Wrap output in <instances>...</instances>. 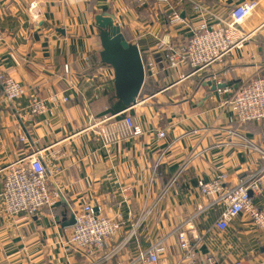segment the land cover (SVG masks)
Listing matches in <instances>:
<instances>
[{"label": "crops", "instance_id": "obj_1", "mask_svg": "<svg viewBox=\"0 0 264 264\" xmlns=\"http://www.w3.org/2000/svg\"><path fill=\"white\" fill-rule=\"evenodd\" d=\"M197 3L254 32L241 50L202 75H189L187 67L169 70L164 53L156 49V36L168 33L173 45H184L191 28L202 17H212L197 12ZM175 8L184 19L179 25L169 23ZM104 12L114 15L125 37L158 67L157 74L149 75L156 89L141 92L137 103L119 116L123 109L114 69L100 54L95 17ZM0 29V72L43 98L53 93L69 97L58 107L48 102L46 114L33 116L28 96L10 102L0 87V170L34 148H46L52 187L63 193L55 206L33 216L9 215L0 200V264H128L140 249L158 241L165 248L160 264H177L183 256L181 233L193 245L198 264L208 257L218 264L236 259L264 264V228L244 214L219 230L216 222L225 205L200 192L201 183L216 173L227 172L231 186L258 168L256 154L241 136L260 141L262 124L239 125L233 112L222 107L218 87L204 79L216 72L221 84L238 86L264 75V0H0ZM105 115L112 116L106 123L112 131L109 144L88 128L93 118ZM127 116L142 128L141 135L121 134ZM159 131L167 135L158 137ZM21 135L27 140L21 141ZM125 185L134 190L130 204L120 192ZM2 191L0 171V195ZM254 198L264 206V192ZM84 204L97 214L120 213L122 221L117 235L92 258L67 244L73 212ZM150 206L137 235L130 237V215L138 219ZM121 244L116 254L104 258Z\"/></svg>", "mask_w": 264, "mask_h": 264}, {"label": "built area", "instance_id": "obj_2", "mask_svg": "<svg viewBox=\"0 0 264 264\" xmlns=\"http://www.w3.org/2000/svg\"><path fill=\"white\" fill-rule=\"evenodd\" d=\"M194 9L200 13L209 12L199 3L195 4ZM210 15L212 17H202V21L191 28L192 32L186 43L180 47L173 45L168 33L156 36V49L164 53L169 70L187 67L191 69L189 75H202L210 71L216 64L224 61L234 51L241 50L254 32L240 29L234 19L223 20L214 14L210 13ZM168 17L171 25H179L184 22L181 13L176 8L171 11ZM3 38L0 29V42ZM143 62L146 77L149 76L148 73L150 75L157 74L156 61L143 58ZM204 80L222 83L220 75L216 72H212ZM0 87L4 97L10 102L28 96V110L33 116L46 114L48 102H52L55 107H58L69 101L68 96L57 93L43 98L6 72H0ZM217 93L222 98V107L233 112L239 125L264 121V75H256L238 86L225 85L218 88ZM124 112L125 110L115 116L122 115ZM111 118L112 116L107 115L101 119L93 118L88 127L95 130L106 144L112 141L110 135L112 131L106 125ZM142 133V128L135 124L131 117L124 118L122 135L137 136ZM157 135L165 137L167 134L166 131H159ZM241 138L243 145L256 154L258 168L236 185H228L229 175L225 171L216 173L214 177L200 185L202 195L211 197L214 202L225 205L216 222L217 228L221 231L228 229L238 216L244 214L248 215L256 226L264 228V206H260L254 198V195L264 192V131L261 140L257 142L244 136ZM20 139L21 141L27 140L24 135H21ZM45 151L46 148H34L28 154L11 161L0 170L3 173V191L0 200L5 213L9 215L23 213L33 216L46 207L55 206L63 198L62 189L59 186L52 187L54 176L46 166ZM159 163L160 158L156 161L155 166L157 167ZM177 176H174L166 185L163 194L177 180ZM133 191V187L130 185L121 187L120 192L125 203L130 204ZM151 211V206L144 208L138 219H133L130 215L129 221L132 225L130 237L137 235L138 227ZM121 227L120 213L114 216L97 214L91 204H84L73 212L72 231L67 238V244L85 257L92 258L96 253L105 249L107 243L117 235ZM179 240L183 256L177 264H198L196 251L183 233L180 234ZM122 245L113 249L104 258H111L122 248ZM164 249L163 242L158 241L148 249H140L137 258L128 264H160V256L164 253ZM118 264L125 263L119 262ZM204 264L218 263L214 257H208ZM231 264L246 263L244 259H236Z\"/></svg>", "mask_w": 264, "mask_h": 264}, {"label": "water", "instance_id": "obj_3", "mask_svg": "<svg viewBox=\"0 0 264 264\" xmlns=\"http://www.w3.org/2000/svg\"><path fill=\"white\" fill-rule=\"evenodd\" d=\"M95 19L100 30L102 61L113 67L116 97L123 103V110L129 109L137 103L146 80L141 50L136 43L125 37L114 15L104 12L97 14ZM208 84L213 89L225 86L213 84L212 81Z\"/></svg>", "mask_w": 264, "mask_h": 264}, {"label": "trees", "instance_id": "obj_4", "mask_svg": "<svg viewBox=\"0 0 264 264\" xmlns=\"http://www.w3.org/2000/svg\"><path fill=\"white\" fill-rule=\"evenodd\" d=\"M153 81H154L153 77L152 76H148L147 81H146V83H145V85H144V87L142 89V92L143 91L144 92H146V91L147 92L154 91L156 89V87L154 86ZM120 109L121 110L124 109V106H123L122 102H120ZM248 123H251V122H248ZM259 124H262V126H263V129H262V133H263V131H264V121L259 122Z\"/></svg>", "mask_w": 264, "mask_h": 264}]
</instances>
